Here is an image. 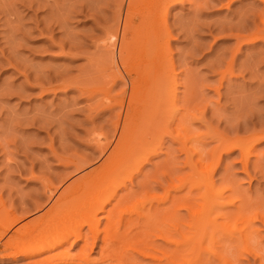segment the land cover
<instances>
[{"label": "rangeland", "instance_id": "obj_1", "mask_svg": "<svg viewBox=\"0 0 264 264\" xmlns=\"http://www.w3.org/2000/svg\"><path fill=\"white\" fill-rule=\"evenodd\" d=\"M176 1L169 2L166 23L170 33L168 49L157 54V63L163 62L165 77L171 74L177 80L175 93L179 95V113L171 123L172 135L177 134V125L182 122L180 114L189 103L190 107L192 105L191 113L195 116L190 114L191 118L185 120L187 127L192 129L187 132L195 131L190 132V135L199 133L201 140L198 141L208 151L224 136L230 139L229 146L245 143L251 137L264 136V2ZM125 2L127 3L126 0H0V264H33L64 247L75 254L82 245L80 241L73 245L66 243L64 247L44 251L39 255L24 256L13 255L4 243L8 238H22L20 229L27 219L37 215L41 208H47L50 197L57 193L59 195L61 192L59 197H68L69 199L61 202L68 204L72 202V196L87 197L90 192H96L98 179L92 178L80 181L91 183L89 186L86 182L88 190L85 194H82V189L66 194L64 188L79 177L81 168L86 169L101 162V153L97 148L99 140L106 143L114 139L112 123L115 114L119 112L118 103L122 97L119 94L125 87L121 80L114 78V73L117 74L118 68H127L129 60L125 58L126 54L117 57L119 54L114 53L112 46L123 16L125 17ZM140 2L138 1V7L145 9L148 0ZM155 23L160 25L158 20ZM161 28L163 27L160 26ZM116 63H122L120 65L123 66ZM185 96L191 98L186 106ZM173 136L164 135L160 151L150 157L134 178L133 184H129L128 189H122L119 195L130 190H142V194L146 192L150 197H167V191L172 190L168 186L172 185L171 172L178 169L180 176H187L190 169L184 165L186 156L181 150L182 144L173 139ZM188 140L186 147L195 144L193 138ZM250 140L247 141L248 144H251ZM219 150L221 148L211 153L206 161L212 162V165L207 164L210 170L208 172L213 171L210 173L213 181L210 180L215 189L224 186L230 188L228 190L225 187V196L229 192L234 194V197H231L232 194L228 196L235 205L240 206L243 203L240 200L248 199L256 204L254 210H261L253 221V226L255 224L254 227L259 228V248H264V140L255 144L248 155V173L242 171L243 156L240 150L234 149L230 153ZM195 158L198 159V156ZM202 166L199 162L197 170ZM202 175L203 173L199 179L205 181L202 180V183L199 180V184L204 186L197 188L198 191L194 190L189 195V200H192L191 204L195 202L193 207L201 204L206 210L212 200L204 197L206 193L202 196L204 191H208L205 182L209 183L207 178H203L205 174ZM91 180L95 181V186ZM236 186L241 191L239 195ZM243 192L247 195L242 197ZM183 195L187 196V188L172 190L169 197H186ZM229 197L227 199L231 200ZM237 205H228L224 211L228 209V212H236V207H239ZM201 207L198 205L194 208L202 210ZM249 210L239 212L236 216L240 215L241 221L237 219L235 223L215 212L213 216L211 211L206 210L208 215H212L208 216L205 211L207 218L200 214V223L211 240L203 235L194 250H187L186 257L189 256V260L193 257L191 262L208 258V261L217 264L220 261L215 260L216 257L213 260L211 253L217 252L219 247L225 256L227 254L226 257H231L228 264H264L252 253L256 243L249 242L247 246H252L248 247L247 252L237 251V248L227 250L224 245L229 242V236L235 241L238 230L240 232L245 229L247 232L246 218ZM182 212L187 214L185 210ZM243 219L245 224L241 223ZM188 220L189 225H196L190 215L187 222ZM231 221L233 227L229 225ZM105 223V218H101V229ZM194 226L188 227L192 229H188L189 233L186 232V235L192 236L195 233ZM84 231L88 232L87 227ZM212 233L221 235L212 239ZM101 239L102 235L90 253L93 258L99 257ZM220 240L228 252L222 250L224 246ZM232 251L234 254L237 252L236 256L231 254ZM238 255L242 257L239 258Z\"/></svg>", "mask_w": 264, "mask_h": 264}, {"label": "bare ground", "instance_id": "obj_2", "mask_svg": "<svg viewBox=\"0 0 264 264\" xmlns=\"http://www.w3.org/2000/svg\"><path fill=\"white\" fill-rule=\"evenodd\" d=\"M126 1V6L124 5V8H126L125 17L122 15L123 20L119 25V29L117 28L118 32L115 43L113 46L111 44L112 48L114 47L113 49H115L114 53L119 54L117 57H120V54H126L125 58H128L129 60V62L126 60L128 62L127 68H118L117 74L114 73L115 76L113 75L114 78L117 77L121 80L123 87L125 86L119 94V97L122 96L118 103L119 112L115 114V120L112 123L114 129V133L112 134L114 139L112 141H107L106 143L99 140L103 143H97V148H99L101 153V162L95 166L91 165V167L89 166L86 169L81 168L82 170L80 169L81 174L79 177H77V179L75 177L76 180H73L72 183L64 188L66 189V194H73L81 189L83 191L82 194H85L88 190L87 186H90L91 183L86 181L87 184L89 183L86 185V182L80 183V181L85 178H92L96 180L98 179L96 183L97 188L95 187L97 190L93 193L90 192L91 190L89 191L91 197H88V194L87 197H70V199L73 198L71 199L72 202H69L71 204L63 203V205L61 203L64 199L68 198L59 197L61 192L59 195L57 193L58 197H55L57 195L50 197L49 206L42 209L37 205L41 208V211L32 218L30 216V219H27V222L21 227L20 233L22 238H8V240H5L4 246L7 250L9 249L13 255L22 254L24 256H35L44 251H50L57 247H64L66 243H69L70 245L79 241L82 243L79 250L76 252L77 254H71L70 251L64 247L62 250L45 258L36 260L33 264H213L211 263V260L208 261V258L205 259L206 261L196 260L195 262H191L190 260L193 259V257H191L190 260L188 259L189 256L188 258L186 257L187 250L190 248L194 250L195 246L201 242L203 235H206L203 230L205 228L202 223H200L202 215L200 216V219L198 218L199 215L203 214L207 218L205 215V211L207 210L211 211L212 215L213 212H215V214L217 213V215L228 219L229 222L230 220H234L233 222L235 223L237 219L241 221V216H236L239 212H246L250 209L249 214L251 215L248 213V215L246 214L248 217L243 213V216H245V218L247 217V232L245 229L240 232L236 229L239 234L235 231L238 234V236L235 235L236 233L234 234L236 236L235 241L233 238L230 239V236L228 235L229 242H223L225 243L224 245H226L227 250L237 248V251L242 252H247L246 250H248V247L250 246H247L249 242L256 243L258 248L256 245L255 249L252 250V253L264 262V248L261 246L259 248V245L261 244L260 240H258L260 239L259 237H261L259 234L260 231L258 230V227V229L254 227L256 226L255 224L253 226V221H255L261 210H254L253 207H255L256 204L253 203V205L251 200L244 199L240 200V202H243H241L242 204L240 206L236 204L239 206L236 207V212H228V209H226L227 211H224L228 205L236 206L228 196V194L230 195L232 193L229 192L225 196L226 188L228 189L226 186L223 188L216 187L215 189L212 182L213 180L210 178V173L213 171L208 172L210 170L209 165H207L210 163L212 165V162H206L207 158L211 156L210 154L219 148H221V150L223 149V151L225 150V153H230L234 151V149H238L242 152L243 156L242 171L248 173V155H250L251 149L254 148L255 144L264 140V136L260 135L253 138L251 137V140L246 139L247 141H251L249 142L251 144H248L247 141V143L245 142L248 144L247 146L244 142L241 144L237 143V146L236 144L229 146L230 139L225 138L224 136L218 139V144L216 146L214 145L215 147L213 146V149L211 148L212 150H206L204 147L205 145H201L200 141H198V139H200V136L198 135L199 133H195L196 135H190V132L195 131L187 132L189 129H192L187 127L188 123L185 122V120L187 121L188 117L191 118V115H193L191 113L192 105L191 107L189 106V103L187 105V102L191 100V98H187V96L189 97L188 92V95L185 96L187 101L184 103V106L187 105V108L183 111L184 113L182 112L180 114L182 122L177 125L178 132L173 136L171 123L172 120H174L175 115L179 113L177 108V97L179 95L177 96V93H175L177 80L171 74L165 77L164 73L166 71L163 70V62L157 63V54H160L161 50L165 51L168 49L170 33L166 27V23L170 9L169 2L173 3L176 0H148V2H146V7H144L145 9H140V6L138 7V5H140L138 4V1L140 2L141 0ZM259 1L264 2V0ZM156 20L159 21L160 25L155 23ZM160 26L163 28L160 29ZM111 38L114 39L113 36H111ZM125 62H123V64ZM116 64L118 65L119 63ZM114 69L115 67L113 70ZM191 97L193 98V96ZM179 121H176V123ZM157 130L161 131L158 132ZM186 132L189 135H187ZM164 135H168V137L173 136V139L178 141V143L180 141L182 146H179L186 156L184 165L190 169L187 176H180L178 174L179 172H177L178 169L172 171L170 177L172 185H167L174 191L187 188V196L169 197L172 190L170 192L169 190L167 191V197H154L152 193L153 197H150L146 192L142 194V190H138L139 192L137 190H130L119 195V192L122 191V189H128V185L133 184L132 182L134 178L141 172L142 167L149 161L150 157L156 155L160 151ZM189 138H193L195 144L191 147H186ZM214 138L217 137L215 136ZM223 146H227L226 149L225 147L223 148ZM196 155L198 156V159L195 158ZM199 162L203 165V169H200L201 171L197 170V164ZM215 164L216 163H214V165ZM201 173H203V175L205 174V176L202 175L203 178L205 177L207 178V181L209 180V183L205 182L206 190L208 187V191H204L202 196L206 193V196L204 197H208L207 200L209 201L210 199L212 200L206 210L202 208L203 206L201 207V204H198L203 211L199 210L200 208H198V210L195 209L194 207H197L198 205L193 207L192 204L194 205L195 202L191 204L192 200L191 202L189 200V195L191 193L193 194L194 190L198 191L197 188L201 189L202 186H204V184H199L202 180L205 181V179H199ZM93 181L91 180L92 184L95 182ZM237 187L238 186H236V189H238V191L234 188L233 189L239 192V195L241 194V191H239V188ZM228 190H230V188ZM243 194L242 197L247 195V193L244 192ZM233 195L234 194H232L231 197H234ZM191 197L192 196H190V198ZM227 197L231 200L227 199ZM225 200H228L229 202ZM160 206H162V208H160ZM205 206L207 205H204V207ZM183 210L187 211V216L182 212ZM208 213L209 212L206 214L208 215ZM215 214L213 216H215ZM189 215L196 221V227L194 225H189V220L187 222ZM101 218H105L106 220V223L104 224L105 226L102 229L100 227ZM208 219L204 220L206 221ZM213 219L215 218L213 217ZM232 221L231 224H229L231 226ZM210 222L207 223L210 225ZM244 222L245 220L243 219L241 223ZM192 226L195 227V233L192 236L186 235V232L192 229H189L188 227ZM85 227H87V233L85 232L86 230L84 231ZM217 232L219 233V231ZM100 235H102V242L98 251L99 257L93 258L90 256V253L97 246V241ZM216 235L212 233V239L214 236L216 238L219 237L221 233L220 235ZM207 237L209 238V236ZM210 245L212 244L210 243ZM238 247H240L239 250ZM217 248L219 249V247ZM223 248L222 250L226 251L225 246ZM218 249L217 252H214L215 255L211 253L213 260L214 257H216L215 260L218 259L223 264H228L229 258L231 259V257H226L227 254L225 256L223 254L224 252L220 249V251H218ZM231 254L233 255L234 252L232 251ZM235 254L234 256H236ZM194 255H196V251ZM240 257L242 256H239V258ZM204 258H206V256H204Z\"/></svg>", "mask_w": 264, "mask_h": 264}]
</instances>
